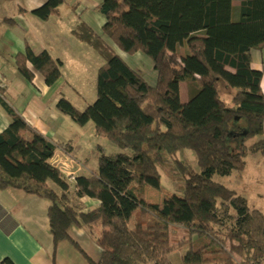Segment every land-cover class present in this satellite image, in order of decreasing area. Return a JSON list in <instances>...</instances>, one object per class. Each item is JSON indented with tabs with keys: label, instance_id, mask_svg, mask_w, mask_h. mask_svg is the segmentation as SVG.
Wrapping results in <instances>:
<instances>
[{
	"label": "trees",
	"instance_id": "1",
	"mask_svg": "<svg viewBox=\"0 0 264 264\" xmlns=\"http://www.w3.org/2000/svg\"><path fill=\"white\" fill-rule=\"evenodd\" d=\"M64 3L48 0L34 14L59 16ZM98 10L106 18L103 34L119 51L152 60L156 83L81 24L75 36L104 59L97 99L82 111L62 98L57 110L79 126L93 123L100 138L126 151H101L97 171L73 182L52 163L58 149L70 154V146L32 127L0 88L10 119L0 134V189L50 202L53 264L64 241L90 264H171L172 254H181L182 264H264V213L214 178L243 172L251 152L264 154L263 71L252 64V51L264 49V0H104ZM16 65L26 80L41 74L49 87L62 76V63L47 51L27 48ZM222 86L232 91L230 104ZM186 150L195 153L199 172L187 159L169 169L170 158ZM159 167L187 175L183 195L148 199L150 188L161 187ZM72 182L77 197L96 199L99 207L79 214L69 198ZM72 225L99 232L98 262L71 239Z\"/></svg>",
	"mask_w": 264,
	"mask_h": 264
},
{
	"label": "crops",
	"instance_id": "2",
	"mask_svg": "<svg viewBox=\"0 0 264 264\" xmlns=\"http://www.w3.org/2000/svg\"><path fill=\"white\" fill-rule=\"evenodd\" d=\"M103 1L65 0L59 16L42 20L34 11L48 0H0V88L5 90L8 103L32 127L50 139L70 146V154L64 152L78 160L81 169L77 177L91 176L97 171L99 157L91 161L85 153L87 144L83 138L85 129L93 127L91 129L95 132V126H91V123L77 125L57 110V103L62 98L70 101L68 94L76 91L75 84L87 82L89 76L80 80L79 75L91 72L92 78L94 72L104 64L103 58L93 47L75 36L74 31L81 24L92 29L124 59L112 41L103 34L106 18L98 10ZM7 19H13L14 23L5 21ZM27 48L36 55L47 51L62 63V76L54 86H47L41 74H35L30 82L19 73L16 56L25 53ZM252 64L255 69L263 71L261 88L264 94V49L252 51ZM153 78L154 85L156 74ZM182 85L184 83L181 84V100L186 103L189 100L188 85L184 96ZM75 94L78 100L84 97L78 91ZM9 125L10 119L0 106V134ZM56 154L63 157L59 151ZM50 186L58 194L61 193L57 185L51 183ZM69 198L79 214L100 205L96 199L77 197L73 182ZM49 207L50 202L39 197L22 191L0 189V260L8 258L14 264H53L51 256L54 244L48 221ZM97 233L91 235L78 225H72L69 229L71 239L94 262H98L102 255L98 240L100 234ZM56 264L90 263L70 241H64L57 249Z\"/></svg>",
	"mask_w": 264,
	"mask_h": 264
},
{
	"label": "rangeland",
	"instance_id": "3",
	"mask_svg": "<svg viewBox=\"0 0 264 264\" xmlns=\"http://www.w3.org/2000/svg\"><path fill=\"white\" fill-rule=\"evenodd\" d=\"M119 53L124 57V59L131 67L140 71L141 74L145 76V79L151 85H153V75H155L156 72L153 70L154 64L150 58L141 53H138V55L136 54L134 56L128 55L122 51H119ZM144 60H146L147 63ZM97 73L98 70L94 72V76L92 78L91 72H85L84 74L79 75L80 80L89 76L85 84H75L76 91L75 88H73L75 92L78 91V93L83 94L84 97H82V99L78 100L75 97V92L71 91V94H68V97H71L70 101L72 102V104L82 111L88 107L87 105L93 104L97 99ZM186 84L187 83H184V85H182L183 96L186 94ZM226 90L227 89L222 86L220 90L221 98L225 102L230 104L232 99V91ZM92 124L93 123H91V126H93ZM91 128L93 127H88L85 129V134L83 135V138L85 139L87 144L85 153L91 158L92 162L96 160V157L100 156L101 151L106 155H114L126 151L121 149L118 145L111 142L110 140L106 138H100V136L97 135L96 131H92ZM89 129L91 131H89ZM258 139L259 138H257L256 140ZM183 159H187L191 167L196 172L200 171L197 165L195 153L190 150H186L183 154L179 153L176 156H173V158H170L169 164L171 165V168L169 169H175L177 165L175 161H181ZM75 161L81 169L80 164L77 162L78 160ZM159 170L161 173V187L159 190L153 187L150 188L147 196L148 199L151 201H161L162 196L164 194L169 193L183 195L184 183L187 178V175H184V172L180 170H178L175 175H172V172H168L165 168L162 167H159ZM214 178L216 181L224 184L231 190L235 191L237 195L247 199L250 208L260 210L264 213V154L260 152H251L246 157V167L243 172H234L230 176L216 175ZM169 258L171 264H182L181 254H172L169 256ZM146 264L154 263L151 261H147Z\"/></svg>",
	"mask_w": 264,
	"mask_h": 264
},
{
	"label": "built area",
	"instance_id": "4",
	"mask_svg": "<svg viewBox=\"0 0 264 264\" xmlns=\"http://www.w3.org/2000/svg\"><path fill=\"white\" fill-rule=\"evenodd\" d=\"M57 151H59V153L63 157H59L55 153L52 159L53 165L56 166L60 171H62L67 178H69L71 181L74 182L77 178V173L80 171L79 166L72 157H70L68 154L64 152V150L58 149Z\"/></svg>",
	"mask_w": 264,
	"mask_h": 264
}]
</instances>
